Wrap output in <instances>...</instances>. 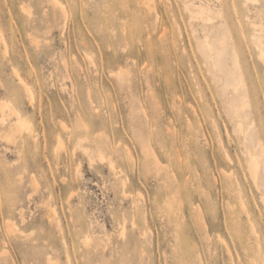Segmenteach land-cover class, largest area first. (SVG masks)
Instances as JSON below:
<instances>
[{
  "label": "rangeland",
  "instance_id": "374dc122",
  "mask_svg": "<svg viewBox=\"0 0 264 264\" xmlns=\"http://www.w3.org/2000/svg\"><path fill=\"white\" fill-rule=\"evenodd\" d=\"M252 24L264 0H0V264H264Z\"/></svg>",
  "mask_w": 264,
  "mask_h": 264
},
{
  "label": "bare ground",
  "instance_id": "6f19581e",
  "mask_svg": "<svg viewBox=\"0 0 264 264\" xmlns=\"http://www.w3.org/2000/svg\"><path fill=\"white\" fill-rule=\"evenodd\" d=\"M61 10L64 11V9H62V8H61ZM196 10H197V12L195 14H193V12L190 11L192 17H194V16L197 17L196 15H202L204 13L211 14L214 12L209 7H202V6H199V7L197 6ZM216 14H219V11H217ZM252 26H253L255 31L251 37V40H252L254 47L258 51L259 58L261 59V61L264 64V37H263L264 28L262 27V25L259 27H256L254 24H252ZM257 30H259L260 32H256ZM200 49L205 51V52H208L209 55L206 54V56H208V59L210 61L214 60V58L212 57V54H211L213 49H212L209 41L207 40V38L204 39L202 46H200ZM214 62L215 61H213V63ZM216 64H214V66H216ZM231 90L234 94L233 105H234L235 111H236V113L242 112L241 118L245 119L247 117V113H245L244 110L248 107V105H247V101H246L245 84H244V81L242 80V78L237 79L232 84ZM239 97H240V100H237V98H239ZM236 101H240L239 106L236 105ZM4 105H1V107H3ZM240 105H241V107H240ZM9 111L13 115L16 116L15 117L16 121L14 122L13 125L10 126L9 131L7 130L8 133H6L5 135L3 134L2 137L5 138L7 141H13V137H14L13 135L16 134L15 132L19 133L21 131L18 132L17 130H21V129L28 130L29 124L26 122V120L25 121L22 120L21 117L19 116V114H17V112H15L13 110L11 111V109ZM237 116H238V113H237ZM238 117H240V116H238ZM3 121H4L3 114H1L0 123H3ZM243 123H244V121H242V120L241 121L239 120L238 122H236L235 132H236L237 136L239 137V139L241 140L242 146L244 148L243 155L245 156V162H246V172H247L246 176H247V179H249L251 181V183L254 185V187L259 191L260 200L264 206V152L262 151L263 148H262L261 140L258 138L256 131H255V127L252 124L249 126H246ZM11 127H13V129H11ZM16 136H17V134H16ZM15 137H14V139H15ZM9 143H11V142H9ZM7 228L9 230H11V224H7ZM84 244L86 246L89 244V238L88 237L85 238Z\"/></svg>",
  "mask_w": 264,
  "mask_h": 264
}]
</instances>
